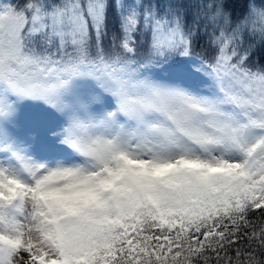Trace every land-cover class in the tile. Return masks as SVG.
<instances>
[{
    "label": "snow or ice",
    "instance_id": "1",
    "mask_svg": "<svg viewBox=\"0 0 264 264\" xmlns=\"http://www.w3.org/2000/svg\"><path fill=\"white\" fill-rule=\"evenodd\" d=\"M0 264H264V0H0Z\"/></svg>",
    "mask_w": 264,
    "mask_h": 264
}]
</instances>
